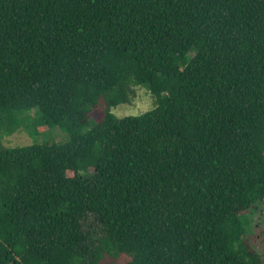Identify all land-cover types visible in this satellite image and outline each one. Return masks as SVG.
<instances>
[{
  "label": "trees",
  "instance_id": "trees-1",
  "mask_svg": "<svg viewBox=\"0 0 264 264\" xmlns=\"http://www.w3.org/2000/svg\"><path fill=\"white\" fill-rule=\"evenodd\" d=\"M44 127L0 147V264H264V0H0V136Z\"/></svg>",
  "mask_w": 264,
  "mask_h": 264
},
{
  "label": "rangeland",
  "instance_id": "rangeland-1",
  "mask_svg": "<svg viewBox=\"0 0 264 264\" xmlns=\"http://www.w3.org/2000/svg\"><path fill=\"white\" fill-rule=\"evenodd\" d=\"M135 90L136 99L132 104L120 105L112 110L116 118L141 117L156 109L154 97L149 85L139 86ZM33 115L37 116V111H33ZM98 116L99 114L96 113L94 117L97 118ZM46 142H56L65 145L70 142V137L58 127H44L41 129L40 134L32 136L25 129H21L13 135L0 136V147L6 149L26 148L35 144L42 145ZM243 219L248 230V238L264 259V204L257 210L247 212L243 216ZM130 260L131 258L129 256L122 255L118 259L106 258L103 264H128Z\"/></svg>",
  "mask_w": 264,
  "mask_h": 264
}]
</instances>
